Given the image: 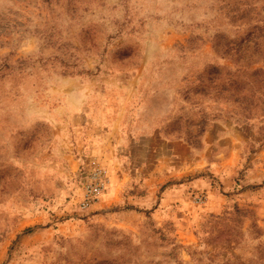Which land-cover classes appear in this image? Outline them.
I'll use <instances>...</instances> for the list:
<instances>
[{
  "label": "rangeland",
  "instance_id": "374dc122",
  "mask_svg": "<svg viewBox=\"0 0 264 264\" xmlns=\"http://www.w3.org/2000/svg\"><path fill=\"white\" fill-rule=\"evenodd\" d=\"M0 264H264V0H0Z\"/></svg>",
  "mask_w": 264,
  "mask_h": 264
},
{
  "label": "built area",
  "instance_id": "2783aa9c",
  "mask_svg": "<svg viewBox=\"0 0 264 264\" xmlns=\"http://www.w3.org/2000/svg\"><path fill=\"white\" fill-rule=\"evenodd\" d=\"M107 170L102 166H92L84 176L78 207L87 209L96 203L108 186Z\"/></svg>",
  "mask_w": 264,
  "mask_h": 264
}]
</instances>
